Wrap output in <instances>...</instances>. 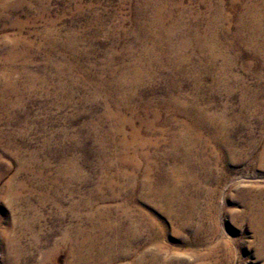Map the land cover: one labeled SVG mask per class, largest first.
<instances>
[{
    "label": "rangeland",
    "instance_id": "rangeland-1",
    "mask_svg": "<svg viewBox=\"0 0 264 264\" xmlns=\"http://www.w3.org/2000/svg\"><path fill=\"white\" fill-rule=\"evenodd\" d=\"M2 1L0 0V8L2 3L11 4L12 7L0 9V230L11 227L12 222L15 221L14 207L11 206L7 194L11 188L17 189L20 198H31L30 205L23 203V209L25 212L30 209L25 213L27 219L25 220L33 228L31 227L30 232L24 234L22 238L19 237V231L13 232V235L20 239L16 247L9 241L5 245L9 246L5 248L0 244V264H42V261L43 264H68L71 260L69 252L66 246L61 245L65 231L71 230L70 234L73 238H76L78 231L83 229L84 232H88L94 228L92 231L94 232L100 221L107 224L116 222L125 205L133 214L132 219L136 218L138 210L141 209V212L162 223L161 225L168 231L167 235L158 238V241L168 252L187 250L205 255L200 261H195L192 255H188L187 264H264V216H262L264 215V94L262 95L264 93V0H169L173 6L166 4L171 10L168 19L175 18L178 13L181 14L178 7L185 8L180 18H182L181 24L186 21L187 27L177 29L173 45L177 44L179 36L187 37L191 34L187 37L189 41L191 39V44L182 51V55H185L196 50L190 63L178 61L177 57L173 58L171 55L166 57L163 55L165 50L163 33L172 25L173 20L167 19L158 26L155 22L156 31L150 32L152 29L147 26V16H145L149 12L144 13L140 9L143 0L139 2L138 0ZM248 10H252L254 15L247 14ZM255 15L259 16L262 23L260 22L259 25L258 37L250 44L249 31L244 28V22L249 20V25ZM241 19L243 23L239 22ZM239 27H242V31ZM156 35L163 37L159 38L157 43L159 48L152 47ZM16 38L17 40H14ZM194 38L203 39L213 48L212 51L217 56L212 65L203 61L204 54L208 52L197 51ZM143 49L147 50L148 54L143 55ZM20 55L23 57L19 58ZM243 101L263 104H260L258 109L251 108L248 111L241 106ZM175 102L184 103L186 107L201 106L200 109L207 110V113L215 112L225 117L223 135L228 136L229 141L222 153L213 150L215 145L213 141L208 142L209 137L213 135V129L199 126H196V131L202 138L206 137L208 146L202 149L194 144L189 146L188 143L182 148L175 147L172 143L173 138L183 133L182 129L187 123L191 124L188 111L172 105ZM128 103L133 104L131 106H134L136 111L133 108L129 110ZM224 107L225 111H223ZM176 110H179L178 113ZM129 118H132L133 126L138 127L137 139H133L130 135V127L123 126L122 132L117 129L120 125L119 119ZM115 122H118V125ZM179 127H182L181 130ZM98 135L102 137L99 138ZM141 139L144 140L143 145L137 143ZM199 156L202 159H199ZM214 158H219V162ZM132 161L143 162L142 166L148 161L160 166V171L155 169L152 171L150 181L153 191L168 189L167 198L170 202L164 201V203L160 199L158 201V199L144 198L146 202L140 200L143 196L142 192L136 190L130 178L133 173ZM103 172L106 174L104 175ZM121 172L128 174L122 176ZM23 182L27 187L20 189L19 184ZM53 198L56 199L57 204L52 202ZM178 198L192 203L183 210L177 205L175 199L179 200ZM127 199L130 200L129 203ZM256 201L262 207L260 211L249 210ZM33 213L38 215L37 218ZM90 218L95 220L92 221ZM189 218H191L190 227L183 230L182 236L193 241L194 244L187 247L177 242L179 236L174 231L183 220ZM193 231L199 232L195 241L191 238ZM57 245L59 247L57 254L48 255ZM211 250L214 254L209 257L208 253Z\"/></svg>",
    "mask_w": 264,
    "mask_h": 264
},
{
    "label": "bare ground",
    "instance_id": "bare-ground-1",
    "mask_svg": "<svg viewBox=\"0 0 264 264\" xmlns=\"http://www.w3.org/2000/svg\"><path fill=\"white\" fill-rule=\"evenodd\" d=\"M2 1V0H1ZM6 1V0H5ZM3 2V1H2ZM10 2H13V1H10ZM16 2H18V1H16ZM20 2V1H19ZM26 2V1H25ZM29 2V1H28ZM138 2H139V0H138ZM141 2V1H140ZM208 2V1H207ZM248 2V1H247ZM24 3V2H23ZM171 4L170 2H169V0H165V1H163V0H143V5L141 6V8L140 9H142V11L144 12V13H148L149 12V14H146L145 16H147V18H146V20L148 21V24H147V26L150 28V29H152V30H150V32H152V31H156L155 29L157 28L156 27V25H155V22L156 23H158L157 24V26L159 25V23H162V22H165L169 17H170V15H171V10H169L170 8H168L169 6L168 5H166V4ZM179 3V2H178ZM19 4V3H18ZM17 4V5H18ZM140 4V3H139ZM245 4V3H244ZM250 4H251V2H250ZM264 4V3H263ZM28 5V4H27ZM141 5V4H140ZM172 5V4H171ZM232 5V4H231ZM9 6H11V4H6V3H2V5H1V8L0 9H6L7 7H9ZM15 6V5H14ZM21 6V5H20ZM26 6V5H25ZM168 6V7H167ZM173 6V5H172ZM219 6H222V4L220 5L219 4ZM244 6V5H243ZM253 6V5H252ZM12 7V6H11ZM19 7V6H18ZM178 7V6H177ZM176 6H175V8H177ZM172 9V8H171ZM178 9H180V12H181V14L182 13H184V11H185V8L184 7H178ZM10 10V9H9ZM196 10V9H195ZM221 10V9H220ZM223 10V9H222ZM244 10V9H243ZM174 10H172V12H173ZM194 11V10H193ZM197 11V10H196ZM241 11H242V9H241ZM7 12V11H6ZM203 12V11H202ZM216 12V11H215ZM244 12V11H243ZM4 13V12H3ZM2 13V14H3ZM177 13V12H176ZM181 14H176V17L174 18V17H172L171 19H168V20H173V23H172V25L171 26H169L168 28H166V30H165V33H163L164 34V37H165V43H163V44H165V50L163 49V48H161V49H163L162 51H163V55L166 57V56H168V55H171V57H177L178 58V61H183V62H186V63H190L191 62V60H192V58H193V55H195L196 54V50L194 49V51H193V53L191 52L190 54H185V55H182V51L184 50L183 48L185 47L186 48V46L187 45H189V44H191L190 43V41H191V39H190V41L187 39V37H189V35H191V34H189L187 37H185V36H179L178 38L179 39H177L178 40V42H177V44L176 45H173V38L174 37H176V33H177V29H183L184 27H187V25L185 24L186 23V21H185V23L183 22L182 24H181V19L182 18H180V16H181ZM191 14V13H190ZM247 14H253V12H252V10H248L247 11ZM254 15V14H253ZM198 16H199V14H198ZM203 16V15H202ZM207 16H208V14H207ZM219 16H221V15H219ZM262 16H263V14H262ZM189 17V16H188ZM223 17V16H222ZM205 18V17H204ZM236 18V17H235ZM245 18V17H244ZM191 19V18H190ZM202 19V18H201ZM264 19V18H263ZM189 20V19H188ZM217 20V19H216ZM228 20V19H227ZM252 21L251 22H249V25H248V21L249 20H247V21H245L244 22V28L247 30V31H249V36H248V41L250 42V44H251V42H254V40H256V38L258 37L257 35V33L259 32V25H260V18H259V16L258 15H255L252 19H251ZM240 21H242L241 23H243V20L241 19V20H239V22ZM169 22V21H168ZM206 22V21H205ZM221 22V21H220ZM167 23V22H166ZM197 23V22H196ZM224 23V22H223ZM262 23V22H261ZM169 24V23H168ZM199 24V23H198ZM202 24V23H201ZM217 24V23H216ZM236 24V23H235ZM239 24V23H238ZM18 25V24H17ZM191 26H192V24H190ZM200 25V24H199ZM221 25V24H220ZM243 25V24H242ZM241 24H240V26H242ZM262 25V24H261ZM202 26V25H201ZM215 26V25H214ZM206 27V26H205ZM263 27V26H262ZM196 28V27H195ZM242 28V27H241ZM240 27H239V29H240V31H242V29H241ZM51 29V28H50ZM197 29V28H196ZM149 30V29H148ZM193 30V29H192ZM195 30V29H194ZM199 30V29H198ZM223 30V29H222ZM191 31V30H190ZM234 31H235V29H234ZM264 31V30H263ZM45 32V31H44ZM48 32V31H47ZM52 32V31H51ZM54 32V31H53ZM142 32V31H141ZM180 32V31H179ZM197 32V31H196ZM199 32V31H198ZM206 32V31H205ZM211 32V31H210ZM220 32V31H219ZM48 33H50V32H48ZM232 33V32H231ZM264 33V32H263ZM45 34V33H44ZM180 34V33H179ZM220 34H222L221 32H220ZM227 34V33H226ZM234 34V33H233ZM232 34V35H233ZM48 35V34H47ZM52 35V34H51ZM50 35V36H51ZM70 35V34H69ZM153 35H154V33H153ZM186 35V34H185ZM217 35H219V34H217ZM225 35V34H224ZM248 35V34H247ZM260 35V34H259ZM72 36V35H71ZM54 37H56V35L54 36ZM150 37V36H149ZM154 37H156L155 39H154V41H153V45H152V47L153 48H159L157 45V43H158V41H159V38H161L162 37V35L161 36H154ZM210 38H211V36H209ZM233 37V36H232ZM236 37V36H235ZM237 37H239V35L237 36ZM263 37V36H262ZM70 38V37H69ZM163 38V37H162ZM193 38V37H192ZM203 38V37H202ZM213 38H214V36H213ZM264 38V37H263ZM49 39V38H48ZM66 39V38H65ZM65 39L63 40V41H65ZM204 39V38H203ZM203 39H197V38H194L193 39V41H195V45H196V48H197V51H201V52H208L206 55L204 54V59H203V61L205 62V63H208V64H210V65H212V63L214 62V60H215V57L217 56L216 54H214L213 53V51H212V49L213 48H211V46L209 45V43H207V42H205ZM234 39V38H233ZM239 39V38H238ZM14 40H17V38L16 39H14ZM67 40V39H66ZM71 40V39H70ZM164 40V39H163ZM176 40V41H177ZM211 40V39H210ZM9 41H10V39H9ZM60 41V40H59ZM175 41V40H174ZM216 41V40H215ZM240 41V40H239ZM247 41V42H248ZM11 42H13V39H12V41ZM51 42V41H50ZM53 42V41H52ZM62 42V41H61ZM71 42H73V41H71ZM218 42V41H217ZM244 42V41H243ZM263 42H264V40H263ZM262 42V43H263ZM18 43H19V41H18ZM26 43V42H25ZM31 43V42H30ZM48 43V42H47ZM55 43V42H54ZM60 43V42H59ZM141 42H139V44H140ZM231 43V42H230ZM9 44V43H8ZM33 44V43H32ZM45 44V43H44ZM67 44V43H66ZM71 44V43H70ZM232 44V43H231ZM233 44H234V42H233ZM253 44V43H252ZM257 44V43H256ZM5 45H7V44H5ZM10 45V44H9ZM48 45V44H47ZM59 45V44H58ZM144 45H146V44H144ZM244 45H245V43H244ZM254 45V44H253ZM13 46V45H12ZM11 46V47H12ZM20 46V45H19ZM32 46V45H31ZM147 46V45H146ZM150 46V45H149ZM193 46V45H192ZM252 46V45H251ZM258 46V45H257ZM263 46V45H262ZM17 47V46H16ZM49 47H50V45H49ZM67 47V46H66ZM250 47V46H249ZM264 47V46H263ZM7 48V47H6ZM26 48V47H25ZM71 48H72V46H71ZM194 48V47H193ZM216 48V47H215ZM248 48V47H247ZM261 48V47H260ZM12 49V48H11ZM14 49V48H13ZM23 49V48H22ZM32 49V48H31ZM65 49V48H64ZM75 49V48H74ZM187 49V48H186ZM191 49V48H190ZM221 49V48H220ZM224 49V48H223ZM228 49V48H227ZM230 49V48H229ZM257 49V48H256ZM138 50H139V48H138ZM156 50V49H155ZM215 50V49H214ZM218 50V49H217ZM231 50L233 51V49L231 48ZM255 50V49H254ZM264 50V49H263ZM8 51H10V50H8ZM12 51H14V50H12ZM11 51V52H12ZM15 51H17V50H15ZM141 51V50H140ZM161 51V52H162ZM225 51V50H224ZM249 51V50H248ZM23 52V51H22ZM79 52V51H78ZM187 52H189L188 50H187ZM222 52V51H221ZM227 52V51H226ZM4 53V52H3ZM27 53V52H26ZM155 53V52H154ZM200 53V52H199ZM260 53V52H259ZM9 54V53H8ZM7 54V55H8ZM13 54V53H12ZM17 54H18V52H17ZM146 55V54H148L147 53V50H144L143 49V55ZM26 55V54H25ZM10 56V55H9ZM8 56V57H9ZM15 56V55H14ZM27 56V55H26ZM154 56H155V54H154ZM158 56H159V53H158ZM197 56V55H196ZM224 56V55H223ZM16 57V56H15ZM19 58L21 57V55L20 56H18ZM17 57V58H18ZM22 57H23V55H22ZM21 57V58H22ZM28 57V56H27ZM198 57V56H197ZM202 57V56H201ZM264 57V56H263ZM10 58V57H9ZM131 58V57H130ZM151 58V57H150ZM168 58V57H167ZM236 58V57H235ZM5 59H6V57H5ZM5 59H4V61H5ZM8 59V58H7ZM151 59H153V58H151ZM163 59V58H162ZM200 59V58H199ZM202 59V58H201ZM264 59V58H263ZM12 60V59H11ZM23 60V59H22ZM24 60H25V58H24ZM139 60V59H138ZM157 60V59H156ZM194 60V59H193ZM228 60H230L229 58H228ZM12 61H14V60H12ZM27 61H28V59H27ZM152 61V60H151ZM65 62V61H64ZM134 62V61H133ZM153 62H155V61H153ZM199 62V61H198ZM229 62V61H228ZM10 63V62H9ZM21 63V62H20ZM172 63V62H171ZM182 63V62H181ZM226 63V62H225ZM264 63V62H263ZM25 63H23V65H24ZM27 64V63H26ZM123 64V63H122ZM130 64V63H129ZM175 64V63H174ZM173 64V65H174ZM201 64V63H200ZM228 64V63H227ZM149 65V64H148ZM167 65V64H166ZM199 65V64H198ZM60 66V65H59ZM142 67H143V65H141ZM169 66H170V64H169ZM179 66V65H178ZM129 67V66H128ZM159 67V66H158ZM201 67V66H200ZM120 68V67H119ZM123 68H124V66H123ZM148 68V67H147ZM162 68V67H161ZM188 68V67H187ZM186 68V69H187ZM198 68V67H197ZM126 69H129V68H126ZM166 69V68H165ZM169 68H167V70H168ZM201 69V68H200ZM203 69H205V67L203 68ZM208 69V68H207ZM227 69V68H226ZM135 70V69H134ZM162 70V69H161ZM125 71V70H124ZM148 71V70H147ZM175 71V70H174ZM195 71V70H194ZM152 72V71H151ZM160 72V71H159ZM124 73V72H123ZM127 73V72H126ZM170 73V72H169ZM173 73V72H172ZM176 73V72H175ZM183 73V72H182ZM199 73V72H198ZM204 73V72H203ZM202 73V74H203ZM228 73V72H227ZM147 74V73H146ZM150 74V73H149ZM187 74V73H186ZM131 75V74H130ZM170 75H171V73H170ZM176 75V74H175ZM157 76V75H156ZM182 76H183V74H182ZM194 76H196V75H194ZM199 76V75H198ZM201 76V75H200ZM137 77V76H136ZM152 77V76H151ZM190 77H192V76H190ZM117 78V77H116ZM120 78V77H119ZM125 78V77H124ZM128 78V77H127ZM178 78V77H177ZM122 79V78H121ZM143 79V78H142ZM153 79V78H152ZM151 79V80H152ZM174 79V78H173ZM10 80V79H9ZM125 80V79H124ZM148 80V79H147ZM170 80V79H169ZM114 81H115V79H114ZM119 81V80H118ZM102 82V81H101ZM111 82V81H110ZM117 82V81H116ZM124 82V81H123ZM144 82V81H143ZM148 82H150V81H148ZM162 82V81H161ZM173 82V81H172ZM216 82V81H215ZM5 83V82H4ZM12 83V82H11ZM93 83V82H92ZM97 83V82H96ZM125 83V82H124ZM128 83V82H127ZM226 83V82H225ZM6 84V83H5ZM4 84V85H5ZM7 84H8V82H7ZM95 84V83H94ZM93 84V85H94ZM103 84V83H102ZM112 84V83H111ZM118 84H119V82H118ZM154 84V83H153ZM162 84V83H161ZM9 85V84H8ZM11 85V84H10ZM124 85V84H123ZM130 85H132V83L130 84ZM149 85V84H148ZM194 85V84H193ZM110 86V85H109ZM115 86H116V84H115ZM146 86V85H145ZM170 87H171V85H169ZM212 86V85H211ZM4 87V86H3ZM10 87V86H9ZM99 87V86H98ZM113 87V86H112ZM127 87V86H126ZM133 87H135V86H133ZM179 87V86H178ZM200 87V86H199ZM221 87V86H220ZM224 87H226V86H224ZM145 88V87H144ZM147 88H148V86H147ZM166 88H168V87H166ZM172 88H175V87H172ZM212 88H213V86H212ZM3 89H5V88H3ZM8 89V88H7ZM15 89V88H14ZM108 89V88H107ZM121 89V88H120ZM124 89V88H123ZM123 89H122V91H123ZM131 89V88H130ZM137 89V88H136ZM143 89V88H142ZM146 89V88H145ZM145 89H144V93H145ZM165 89V88H164ZM176 89V88H175ZM2 90V89H1ZM9 90V89H8ZM99 90V89H98ZM138 90V89H137ZM179 90V89H178ZM10 91H13V90H10ZM97 91V90H96ZM102 91V90H101ZM106 91V90H105ZM115 91V90H114ZM114 91H112V92H114ZM121 91V90H120ZM126 91V90H125ZM133 91V90H132ZM172 91V90H171ZM174 91V90H173ZM181 91V90H180ZM179 91V92H180ZM2 92H4V91H2ZM1 92V93H2ZM98 92V91H97ZM129 92V91H128ZM134 92V91H133ZM136 92H138V91H136ZM142 92V93H143ZM166 92V91H165ZM164 92V93H165ZM7 93V92H6ZM103 93V92H102ZM109 93V92H108ZM119 93V92H118ZM194 93V92H193ZM254 93V92H253ZM252 93V94H253ZM258 93H260V92H258ZM262 93V92H261ZM98 94V93H97ZM112 94V93H111ZM110 94V95H111ZM130 94H131V92H130ZM134 94H135V92H134ZM137 94V93H136ZM247 94V93H246ZM264 93H262V95H263ZM2 95V94H1ZM3 95H5V93L3 94ZM109 95V94H108ZM112 95H114V94H112ZM131 95H133V94H131ZM172 95V94H171ZM174 95V94H173ZM180 95V94H179ZM185 95V94H184ZM192 95V94H191ZM254 95H256L255 93H254ZM259 95V94H258ZM100 96V95H99ZM115 96V95H114ZM117 96H119V95H117ZM140 96V95H139ZM166 96V95H165ZM169 96V95H168ZM175 96V95H174ZM177 96V95H176ZM187 96V95H186ZM185 96V97H186ZM264 96V95H263ZM5 97V96H4ZM112 97V96H111ZM120 97V96H119ZM127 97V96H126ZM133 97H134V95H133ZM136 97V96H135ZM188 97V96H187ZM193 97V96H192ZM251 97V96H250ZM258 97V96H257ZM256 97V98H257ZM2 98H3V96H2ZM110 98V97H109ZM113 98V97H112ZM118 98V97H117ZM163 98V97H162ZM169 98H170V96H169ZM171 98H173V96L171 97ZM176 98V97H175ZM245 98V97H244ZM247 98V97H246ZM252 98H254V97H252ZM121 99H123V98H121ZM120 99V100H121ZM136 99V98H135ZM138 99V98H137ZM147 99V98H146ZM187 99V98H186ZM197 99V98H196ZM241 99H242V97H241ZM248 99V98H247ZM114 100V99H113ZM116 100V99H115ZM119 100V101H120ZM126 100H128V99H126ZM130 100V99H129ZM134 100V99H133ZM143 100V99H142ZM147 100H149V99H147ZM156 100V99H155ZM166 100V99H165ZM171 100V99H170ZM173 100V99H172ZM175 100V99H174ZM173 100V101H174ZM178 100V99H177ZM180 100V99H179ZM182 100V99H181ZM190 100V99H189ZM250 100V99H249ZM260 100V99H259ZM3 102H4V100H2ZM140 101V100H139ZM138 101V102H139ZM146 101V100H145ZM153 101V100H152ZM158 101V100H157ZM163 101V100H162ZM199 101V100H198ZM241 101V100H240ZM252 101V100H251ZM254 101H256V100H254ZM254 101L253 102H251V103H247V101L246 102H241V106L243 107V108H245L246 110H248L249 111V109H251V108H259L260 107V104H263V103H254ZM257 101H258V99H257ZM262 101V100H261ZM112 102V101H111ZM116 102H117V100H116ZM134 102V101H133ZM136 102V101H135ZM147 102V101H146ZM172 102V101H171ZM179 102V101H178ZM172 103V105H175L176 107H180V109H182L183 111H188V113L190 114L189 116H190V119H191V124H186V126H185V128L184 129H182V130H184V131H182L181 133L182 134H180V135H178L177 137H174L173 138V144L175 145V147L176 148H179V147H183L184 145H186V144H188V143H190V145L189 146H191V144H194L195 146H197L198 145V147L199 148H202L203 149V147H205V146H208V144H206V140H205V138H204V140H203V138L200 136V133L199 132H197L196 131V126H199L200 128L201 127H204V128H207V129H210V128H212L213 129V135L212 136H210L209 137V139H208V142H210V141H213L214 142V149L213 150H216L217 152H221L222 153V151L224 150V148H225V145H227V143H228V139H227V137L225 136V135H223V133H224V129H225V125H224V121L226 120V119H224L222 116H220L219 114L217 115L215 112H213V113H207L205 110H203V109H200L201 108V106H200V108L199 107H197L196 105H192V106H190V107H186V105H184V103ZM114 103V102H113ZM118 103V102H117ZM121 103H122V101H121ZM132 103V102H131ZM141 103V102H140ZM149 103V102H148ZM161 103V102H160ZM166 103V102H165ZM185 103H187V102H185ZM192 103V102H191ZM190 103V104H191ZM5 104V103H4ZM129 104V103H128ZM136 105H137V103H135ZM145 104V103H144ZM155 104H157V102H155ZM163 104V103H162ZM161 104V105H162ZM131 105H133V104H131ZM130 104L129 105H127L128 106V109L129 110H132V108L134 107V106H131ZM152 105H154V104H152ZM151 105V106H152ZM158 105V104H157ZM198 105H199V103H198ZM264 105V104H263ZM7 106V105H6ZM121 106V105H120ZM143 106V105H142ZM146 106V105H145ZM113 107V106H112ZM118 106L116 105V107L115 108H117ZM123 107V106H122ZM121 107V108H122ZM136 107V106H135ZM154 107H155V105H154ZM162 107V106H161ZM264 107V106H263ZM139 108V107H138ZM137 108V109H138ZM151 108H153V107H151ZM203 108V107H202ZM114 109V108H113ZM112 109V110H113ZM123 109V108H122ZM134 109V108H133ZM143 109V108H142ZM146 109H149V108H146ZM145 109V110H146ZM154 109V108H153ZM157 109V108H156ZM165 109H166V107H165ZM168 109V108H167ZM172 109V108H171ZM176 109V108H175ZM264 109V108H263ZM116 110V109H115ZM119 110V109H118ZM121 110V109H120ZM135 110V109H134ZM169 110V109H168ZM174 110V109H173ZM226 109H225V107H224V109H223V111H225ZM136 111V110H135ZM147 111V110H146ZM145 111V112H146ZM149 111V110H148ZM159 111V110H158ZM177 112L176 113H178V111L179 110H176ZM253 111H254V109H253ZM115 112V111H114ZM114 112H113V114H114ZM119 112V111H118ZM126 112V111H125ZM128 112V111H127ZM142 112V111H141ZM140 112V113H141ZM167 112V111H166ZM210 112V111H209ZM255 112V111H254ZM108 113V112H107ZM130 113V112H129ZM132 113H133V111H132ZM131 113V114H132ZM135 113V112H134ZM139 113V112H138ZM149 113V112H148ZM155 113V112H154ZM169 113H171V112H169ZM186 113V112H185ZM223 114L224 113H226V112H222ZM250 113H251V111H250ZM264 113V112H263ZM128 114V113H127ZM142 114H144V113H142ZM151 114H153V113H151ZM161 114V113H160ZM180 114V113H179ZM119 115V114H118ZM146 115V114H145ZM150 115V114H149ZM158 115V114H157ZM174 115V114H173ZM138 116V115H137ZM154 116V115H153ZM160 116V115H159ZM170 116V115H169ZM172 116V115H171ZM183 116V115H182ZM187 116V115H186ZM106 117V116H105ZM123 117H124V115H123ZM122 117V118H123ZM128 117V116H127ZM139 117V116H138ZM142 117V116H141ZM242 117V116H241ZM115 118V117H114ZM113 118V119H114ZM117 118H119V117H117ZM116 118V119H117ZM121 118V117H120ZM125 118H126V115H125ZM143 118V117H142ZM149 118V117H148ZM187 118H188V116H187ZM112 119V118H111ZM147 119V118H146ZM150 119V118H149ZM156 119V118H155ZM158 119H159V117H158ZM172 119V118H171ZM108 120V119H107ZM138 120H139V118H138ZM119 128H117V129H119L120 130V132H122V127L123 126H128V127H130L129 129L131 130V132H130V135L132 136V138L133 139H137L138 138V127L137 128H135L133 125L134 124H132V122H133V120H132V118H129V119H119ZM147 121V120H146ZM175 121V120H174ZM188 121V120H187ZM142 122H143V120H142ZM168 122V121H167ZM169 122H170V120H169ZM116 123V122H115ZM118 123V122H117ZM116 123V124H117ZM149 123V122H148ZM147 123V124H148ZM171 123H172V121H171ZM144 124H145V122H144ZM168 124V123H167ZM118 125V124H117ZM143 124H141V126H142ZM149 125V124H148ZM159 125V124H158ZM162 125V124H161ZM170 125V124H169ZM185 125V124H184ZM234 125V124H233ZM99 126V125H98ZM155 126V125H154ZM165 126V125H164ZM113 127V126H112ZM111 127V128H112ZM114 127H115V125H114ZM148 127V126H147ZM152 127V126H151ZM157 127V126H156ZM231 127V126H230ZM124 128V127H123ZM140 128V127H139ZM144 128V127H143ZM159 128V127H158ZM180 128V127H179ZM182 128V127H181ZM181 128L179 129V130H181ZM203 128V129H204ZM226 128H227V126H226ZM113 129V128H112ZM148 129V128H147ZM168 129V128H167ZM202 129V130H203ZM206 129V130H207ZM228 129V128H227ZM99 130V129H98ZM146 130V129H145ZM150 130H151V128H150ZM152 130H154V129H152ZM201 130V129H200ZM205 130V129H204ZM108 131V130H107ZM110 131V130H109ZM112 131V130H111ZM115 131V130H114ZM118 131V130H117ZM116 132V131H115ZM128 132V131H127ZM150 132V131H149ZM148 132V133H149ZM158 132V131H157ZM162 132H165V131H162ZM112 133V132H111ZM173 132H171V134H172ZM203 133V132H202ZM229 133V132H228ZM101 134V133H100ZM110 134V133H109ZM113 134V133H112ZM120 134V133H119ZM124 134V133H123ZM151 134H152V132H151ZM160 134H161V131H160ZM178 134H179V132H178ZM208 134V133H207ZM117 135V134H116ZM127 135V134H126ZM153 135V134H152ZM155 135H156V133H155ZM169 135V134H168ZM99 136V135H98ZM123 136V135H122ZM128 136V135H127ZM158 136V135H157ZM172 136H174V135H172ZM203 136V135H202ZM102 137V136H101ZM100 136H99V138H101ZM113 137H114V135H113ZM125 137V136H124ZM155 137V136H154ZM110 138V137H109ZM111 138H112V136H111ZM115 138V137H114ZM117 138H119V137H117ZM130 138V137H129ZM131 138V139H132ZM142 138V137H141ZM123 139V138H122ZM144 139H146V138H144ZM156 139V138H155ZM166 139V138H165ZM168 139V138H167ZM170 139V138H169ZM172 139V138H171ZM118 140V139H117ZM142 140V139H141ZM135 141V140H133V141H135V142H137V143H139V145L140 144H144V140H142V141ZM150 140V139H149ZM125 141V140H124ZM123 141V142H124ZM167 141H169V140H167ZM166 141V142H167ZM171 141V140H170ZM122 142V141H121ZM231 143V142H230ZM124 144V143H123ZM126 144V143H125ZM167 144V143H166ZM212 144V143H211ZM255 144V143H254ZM254 144H253V146H254ZM133 145V144H132ZM173 145V146H174ZM150 146V145H149ZM170 146H172V145H170ZM188 146V145H187ZM212 146V145H211ZM251 146V145H250ZM125 147V146H124ZM142 147V146H141ZM146 147V146H145ZM231 147V146H230ZM131 148V147H130ZM135 148V147H134ZM168 148V147H167ZM171 148V147H170ZM190 148H192V147H190ZM135 149H137V147L135 148ZM146 149V148H145ZM175 149V148H174ZM188 149V148H187ZM125 150V149H124ZM134 150V149H133ZM143 150V149H142ZM172 150V149H171ZM200 150V149H199ZM207 150V149H206ZM231 150V149H230ZM123 151V150H122ZM137 151V150H136ZM141 151V150H140ZM144 151V150H143ZM175 151V150H174ZM179 151H181V150H179ZM153 152L154 151H152V154H153ZM169 152V151H168ZM188 152V151H187ZM203 152V151H202ZM213 152V151H212ZM227 152V151H226ZM230 152V151H229ZM228 152V153H229ZM232 152V151H231ZM139 153V152H138ZM141 153V152H140ZM181 153H182V151H181ZM184 153V152H183ZM185 153H186V151H185ZM194 153V152H193ZM199 153V152H198ZM205 153V152H204ZM17 154V153H16ZM141 154H143V153H141ZM161 154V153H160ZM169 155H170V153H168ZM178 154V153H177ZM180 154V153H179ZM216 154V153H215ZM218 154V153H217ZM230 154H232V153H230ZM34 155V154H33ZM165 155V154H164ZM174 155V154H173ZM205 155H206V153H205ZM31 156V155H30ZM138 156V155H137ZM154 156V155H153ZM172 156V155H171ZM196 156V155H195ZM198 156V155H197ZM202 156H204V155H202ZM155 157V156H154ZM185 157H188V156H185ZM185 157H183V158H185ZM190 157V156H189ZM201 156H199V159H202V158H200ZM205 157V156H204ZM217 157H218V155H217ZM220 157V156H219ZM222 157V156H221ZM261 157V156H260ZM263 157V156H262ZM35 158V157H34ZM157 158H158V156H157ZM160 158H161V156H160ZM164 158V157H163ZM174 158V157H173ZM175 158H176V156H175ZM194 158V157H193ZM192 158V159H193ZM36 159V158H35ZM135 159H137V158H135ZM139 159V158H138ZM142 159H144V158H142ZM141 159V160H142ZM153 159H155V158H153ZM191 159V158H190ZM214 159H216V158H214ZM219 159V158H218ZM218 159H216V160H218ZM221 159V158H220ZM146 160V159H145ZM182 160V159H181ZM205 160V159H204ZM222 160H224V158H222ZM226 160V159H225ZM260 160H263V159H260ZM28 161V160H27ZM129 161V160H128ZM135 161V160H134ZM134 161H132L133 162V164H131L132 165V176L130 177L131 178V180H132V182H133V185L135 186V188H136V190H140L141 192H142V198L140 197V200H142L143 202H146L145 201V199H147V200H152V199H158V201H159V199H160V201L161 200H163V202L164 201H168V202H170L169 200H168V198H167V196L169 195L168 194V189L166 190V189H164V190H162L161 189V191L159 190V191H153L154 189H153V186H152V184H151V181H150V176H151V173H152V171L155 169V170H158V171H160V166L158 165V164H156V163H154V162H145V165L144 166H142V163L143 162H134ZM156 161V160H155ZM158 161V160H157ZM161 161V160H160ZM174 161V160H173ZM182 161H187V160H182ZM190 161V160H189ZM195 161V160H194ZM215 161V160H214ZM227 161V160H226ZM26 162V161H25ZM126 162H127V160H126ZM176 162V161H175ZM205 162V161H204ZM218 162H219V160H218ZM22 163V162H21ZM112 163V162H111ZM114 163V162H113ZM158 163H160V162H158ZM163 163V162H162ZM167 163H169V162H167ZM166 163V164H167ZM172 163V162H171ZM197 163V162H196ZM225 163V162H224ZM28 164V163H27ZM30 164V163H29ZM117 164V163H116ZM124 164H125V162H124ZM130 164V163H129ZM183 164V163H182ZM198 164V163H197ZM205 164V163H204ZM218 164V163H217ZM31 165V164H30ZM32 165H34V164H32ZM118 165H119V163H118ZM120 165H122V164H120ZM160 165H161V163H160ZM175 165V164H174ZM225 165V164H224ZM102 166V165H101ZM105 166V165H104ZM109 166V165H108ZM111 166V165H110ZM199 166V165H198ZM201 166H203V165H201ZM201 166H200V168H201ZM209 166V165H208ZM19 167V166H18ZM25 167V166H24ZM119 167V166H118ZM128 167V166H127ZM162 167V166H161ZM169 167V166H168ZM174 167V166H173ZM205 167V166H204ZM116 168V167H115ZM121 168V167H120ZM180 168V167H179ZM186 168V167H185ZM209 168V167H208ZM28 169V168H27ZM31 169V168H30ZM108 169V168H107ZM123 169V168H122ZM165 169V168H164ZM210 169V168H209ZM208 169V170H209ZM18 170V169H17ZM21 170V169H20ZM24 170V169H23ZM29 170V169H28ZM130 170V169H129ZM162 170V169H161ZM168 170V169H167ZM170 170V169H169ZM168 170V171H169ZM174 170V169H173ZM202 170H203V168H202ZM25 171V170H24ZM112 171V170H111ZM117 171H120V170H117ZM123 171V170H122ZM130 171V172H131ZM164 171V170H163ZM180 171V170H179ZM183 171H184V169H183ZM17 172V171H16ZM109 172V171H108ZM124 172V171H123ZM123 172H121V174L120 175H124V174H122ZM208 172V171H207ZM104 173V175L106 174V172H103ZM118 172H116V174H117ZM108 174V173H107ZM112 174V173H111ZM127 174H128V172H127ZM127 174H125V175H127ZM178 174V173H177ZM206 174V173H205ZM208 174V173H207ZM119 175V174H118ZM168 175H170L169 174V172H168ZM174 175V174H173ZM176 175V174H175ZM174 175V176H175ZM220 175V174H219ZM107 176V175H106ZM112 176V175H111ZM111 176H110V178H111ZM114 176V175H113ZM154 176V175H153ZM155 176H156V174H155ZM181 176V179H182V175H180ZM225 176V175H224ZM116 177V176H115ZM125 177V176H124ZM127 177V176H126ZM129 177V176H128ZM11 178H13V177H11ZM17 178V177H16ZM121 178V177H120ZM155 178V177H154ZM153 178V179H154ZM217 178V177H216ZM222 178V177H221ZM104 179V178H103ZM12 180V179H11ZM107 180V179H106ZM114 180V179H113ZM116 180V179H115ZM126 180V179H125ZM152 180V179H151ZM179 180V179H178ZM112 181V180H111ZM128 181V180H127ZM126 181V182H127ZM156 181V180H155ZM161 181V180H160ZM158 182H159V180H158ZM166 182V181H165ZM178 182V181H177ZM109 183V182H108ZM117 183V182H116ZM7 184V183H6ZM65 184H66V182H65ZM101 184H102V182H101ZM113 184V183H112ZM165 184V183H164ZM54 185H56V184H54ZM103 185H106L105 183H103ZM110 185V184H109ZM156 185V184H155ZM167 185V184H166ZM168 185H169V183H168ZM172 185H174V184H172ZM7 186H8V184H7ZM16 186V185H15ZM108 186V184L106 185V187ZM112 186V185H111ZM114 186H116V185H114ZM113 186V187H114ZM124 186H126L125 184H124ZM128 186H129V184H128ZM132 186V185H131ZM158 186V185H157ZM162 186V185H161ZM27 186H26V183L25 182H23V183H20L19 184V188L21 189V188H26ZM32 187V186H31ZM130 187V186H129ZM167 187V186H166ZM177 187V186H176ZM17 188V187H16ZM37 188V187H36ZM99 188H101V187H99ZM116 188V187H115ZM171 188H172V186H171ZM33 189V188H32ZM32 189H31V191H32ZM35 189V188H34ZM109 189V188H108ZM118 189V188H117ZM120 189V188H119ZM123 189V188H122ZM126 189V188H125ZM71 190V189H70ZM172 190V189H171ZM24 191V190H23ZM26 191V190H25ZM72 191V190H71ZM117 191V190H116ZM35 192V191H34ZM54 192V191H53ZM52 192V193H53ZM58 192V191H57ZM137 192V191H136ZM144 192V193H143ZM173 192H175V191H173ZM52 193H50L51 195H52ZM54 193H56V192H54ZM59 193V192H58ZM121 193H123V192H121ZM140 193V192H139ZM7 194H9V201H10V204H11V206H13L14 207V211H15V214H16V217H14L15 218V221L14 222H12L13 224H12V226L11 227H7L6 229H4V230H0V244L1 245H3V247L5 248V247H7V246H9V245H7V246H5L6 244H8V241L9 242H11L13 245H15V247H16V244L19 242V240L20 239H18L16 236H14L13 235V232L14 231H19V233H20V235H19V237L20 238H22L23 236H24V234H26V233H29L30 232V230H31V227L29 226V224L27 223V219L25 218V213L27 212V211H29L30 209L28 208L27 210H26V212H25V210L23 209L24 207H23V203L25 202V203H27V204H29L30 205V200H31V198H20L21 197V195H19V193H17V189H9V191L7 192ZM176 194V193H175ZM123 195V194H122ZM121 195V196H122ZM171 195V194H170ZM174 195V194H173ZM50 196V195H49ZM54 196H55V194H54ZM57 196V195H56ZM120 196V197H121ZM135 196V195H134ZM172 196V195H171ZM6 197H7V195H6ZM60 197V196H59ZM92 197V196H91ZM117 197V196H116ZM137 197V196H136ZM114 198V197H113ZM123 198V197H122ZM139 198V197H138ZM138 198H136V200L138 199ZM145 198V199H144ZM177 198V197H176ZM183 198H185V197H183ZM60 199V198H59ZM92 199V198H91ZM179 199V198H178ZM56 199L55 198H53L52 199V202H54V204H57L56 203V201H55ZM90 200V199H89ZM139 200V201H140ZM176 201H177V205L180 207V208H182L183 210H184V208H187L186 206L187 205H189L190 206V203H192V202H189V201H187V200H182V199H179V200H177V199H175ZM175 200H173V203H175L176 201ZM256 200V199H255ZM7 201H8V198H7ZM58 201V200H57ZM93 201V200H92ZM127 201H128V203H129V201L130 200H128L127 199ZM142 201H140V202H142ZM16 202H17V204H16ZM41 202V201H40ZM156 202V201H155ZM154 202V203H155ZM172 202V201H171ZM126 203V202H125ZM132 203V202H131ZM165 203V202H164ZM139 204V203H138ZM170 204V203H169ZM168 204V205H169ZM176 204V203H175ZM175 204H173V205H175ZM252 204V203H251ZM93 205V204H92ZM130 205V204H129ZM136 205V204H135ZM163 205V204H162ZM165 205V204H164ZM172 205V206H173ZM57 206V205H56ZM89 206V205H88ZM127 205H125L121 210H122V213H121V215L119 214V219L116 221V222H113L112 221V223H110V224H107V223H105V222H101L100 221V223H98V225L95 227V231L94 232H92L93 230H94V228L93 229H90V231H88V232H84L83 230H81V231H78V233H77V237L76 238H73L72 237V235L70 234V231L69 230H67V231H65V233H64V236H63V239H62V242H61V245L62 246H66L67 247V250H68V252H69V255H70V257L69 258H71V260L69 261V263L68 264H179V263H181V264H187V261H186V258L188 257V255L190 256V255H192L193 256V258H194V260L195 261H200V260H202L203 259V257L205 256H202V254L201 253H198L197 251L195 252H193V251H191V252H189V251H187V250H184L183 252H176L175 250V252H172V253H170V252H168V250H165L166 248H164L163 247V245H161L160 243H159V241H158V238H161V237H165V235H167V229L165 228V227H163L160 223H158L154 218H152L150 215H148L147 213H145V212H141L140 210H138L139 212H138V214H136V218H134V219H132V217H134L133 216V214H131L130 212H129V210L128 209H126L127 207H126ZM169 206H171V205H169ZM26 207H28V206H26ZM68 207V206H67ZM117 207H119V206H117ZM116 207V208H117ZM122 207V206H121ZM128 207H130V206H128ZM133 207H135V206H133ZM89 208V207H88ZM96 208V207H95ZM104 208V207H103ZM132 208V207H131ZM137 208V207H136ZM262 207H260V205L258 204V201H256L253 205H252V207L249 209V210H258V211H260V209H261ZM71 209V208H70ZM105 209V208H104ZM171 209V208H170ZM181 209V210H182ZM34 210H35V208H34ZM33 210V211H34ZM67 210H68V208H67ZM91 210V209H90ZM115 210V209H114ZM173 211H174V209H172ZM186 210H188V209H186ZM32 211V212H33ZM97 211V210H96ZM110 211V210H109ZM130 211H131V209H130ZM134 211H135V209H134ZM146 211V210H145ZM165 211H167V209L165 210ZM164 211V212H165ZM180 211V210H179ZM118 212V211H117ZM117 212H115V213H117ZM163 212V213H164ZM187 212V211H186ZM35 213V212H34ZM33 213V214H34ZM97 213H99V212H97ZM134 213V212H133ZM170 215L172 214V213H170V212H168ZM167 213V214H168ZM263 213H264V211H263ZM31 214V213H30ZM89 214V213H88ZM95 214V213H94ZM108 214V213H107ZM112 214H114V212L112 213ZM118 214V213H117ZM117 214H116V216H117ZM166 214V213H165ZM178 214V213H177ZM176 214V215H177ZM180 214V213H179ZM35 215V214H34ZM135 215V214H134ZM36 216V215H35ZM38 216V215H37ZM37 216H36V218H37ZM91 216V215H90ZM95 216H96V214H95ZM104 216H105V214H104ZM108 216V215H107ZM106 216V217H107ZM114 216H115V214H114ZM180 216H181V214H180ZM183 216V215H182ZM262 216H264V215H262ZM29 217V216H28ZM31 217H33V216H31ZM93 217V216H92ZM106 217H105V219H106ZM109 217V216H108ZM107 217V218H108ZM174 217H175V213H174ZM189 217V216H188ZM192 217V216H191ZM97 218V217H96ZM101 218V217H100ZM167 218V217H166ZM173 218V217H172ZM177 218H179V216L177 217ZM260 218V217H259ZM13 219V218H12ZM26 219V220H25ZM91 219V218H90ZM94 219V218H93ZM93 219H91L92 221H93ZM169 219H171V218H169ZM191 218H189L188 220L186 219V220H183V222L182 223H180L181 225H179V227L177 228L176 227V232L174 231V233L175 234H177L179 237H178V239H177V242L180 244V245H185V246H187V247H189V246H192V244H194V242L193 241H191V240H187V239H185L183 236H182V232H183V230L184 229H188L189 227H190V222H189V220H190ZM35 220V219H34ZM84 220V219H83ZM95 220V219H94ZM100 220V219H99ZM104 220V219H103ZM111 220V219H110ZM179 220V219H178ZM33 221V220H32ZM109 221V220H108ZM168 221H170V220H168ZM175 222H177V220H174ZM180 221V220H179ZM178 221V222H179ZM191 221V220H190ZM83 222V221H82ZM181 222V221H180ZM201 222V221H200ZM95 223V222H94ZM97 223V222H96ZM215 223V222H214ZM83 224V223H82ZM87 224H88V222H87ZM92 225V224H91ZM178 225V224H177ZM209 226H210V224H208ZM87 226V225H86ZM94 226V225H93ZM165 226V225H164ZM172 226V225H171ZM201 226H202V224H201ZM200 226V227H201ZM213 226V225H212ZM72 227V226H71ZM33 228V227H32ZM75 228V227H74ZM89 228V227H88ZM211 228V227H210ZM35 229V228H34ZM67 229V228H66ZM70 229V228H69ZM80 229V228H79ZM198 229V228H197ZM214 229V228H213ZM212 229V230H213ZM86 230V229H85ZM204 230V229H203ZM210 231H211V229H209ZM259 230V229H258ZM63 231V232H64ZM187 231V230H186ZM34 232V231H33ZM216 232H217V230H216ZM260 232V231H259ZM35 233V232H34ZM188 233V232H187ZM198 231H193V234L191 235V238L195 241L196 239H197V236H198ZM214 233V232H213ZM74 234V233H73ZM207 234V233H206ZM257 234H259V233H257ZM36 235V234H35ZM174 235V234H173ZM190 235V234H189ZM200 235V234H199ZM205 235V234H204ZM211 235H213L212 234V232H211ZM33 236V235H32ZM216 237V236H215ZM75 239V240H74ZM206 239V238H205ZM226 241V240H225ZM224 241V242H225ZM29 242V241H28ZM32 242V241H31ZM30 242V243H31ZM35 244H36V241L34 240L33 241ZM163 242V241H162ZM161 242V243H162ZM200 242H201V240H200ZM204 242H205V240H204ZM10 243V244H11ZM38 243V242H37ZM40 243V242H39ZM199 243V242H198ZM29 244V243H28ZM222 245V244H221ZM18 246V245H17ZM21 246V245H20ZM35 246V245H34ZM219 246V245H218ZM217 246V247H218ZM225 246V245H224ZM36 247V246H35ZM34 247V248H35ZM166 247V246H165ZM27 248V247H26ZM58 245H57V247H54V248H52V250H50V253L48 254V255H55V254H57V251H58ZM170 248V247H169ZM180 248V247H179ZM183 248V247H182ZM212 248H214V247H212ZM216 248V247H215ZM223 248V247H222ZM11 249V248H10ZM177 249V248H176ZM225 249V248H224ZM9 250V249H8ZM194 250V249H193ZM213 250V249H212ZM212 250H211V252H209L208 253V256L209 257H212L213 256V252H212ZM219 250H220V248H219ZM218 250V251H219ZM3 251V250H2ZM13 250H11V252H12ZM16 251H18V250H16ZM21 251V250H20ZM26 251V250H25ZM48 251V250H47ZM222 251H224V250H222ZM226 251V250H225ZM10 252V251H9ZM31 252V251H30ZM63 252V251H62ZM215 252V251H214ZM220 252V251H219ZM228 252V251H227ZM1 253V252H0ZM20 253V252H19ZM44 253V252H43ZM46 253V252H45ZM221 253V252H220ZM13 254V253H12ZM28 254V253H27ZM26 254V255H27ZM68 254V253H67ZM217 255H218V253H216ZM224 254V253H223ZM227 255V254H226ZM225 255V256H226ZM230 255V254H229ZM207 256V257H208ZM223 256V255H222ZM224 256V258H226ZM30 257V256H29ZM219 257V256H218ZM228 257V256H227ZM41 258V257H40ZM43 258V257H42ZM55 258V257H54ZM68 258V257H67ZM192 258V259H193ZM211 259V258H210ZM214 259H215V257H214ZM217 259V258H216ZM221 259H223V257L221 258ZM228 259V258H227ZM13 260H15V259H13ZM67 260V259H66ZM46 261V260H45ZM68 261V260H67ZM67 261H66V263H67ZM215 261V260H214ZM41 262V261H40ZM223 262V261H222ZM195 263H197V262H195ZM224 263V262H223ZM227 263H228V261H227ZM27 264V263H26ZM42 264H43V261H42ZM220 264V263H219Z\"/></svg>",
    "mask_w": 264,
    "mask_h": 264
}]
</instances>
